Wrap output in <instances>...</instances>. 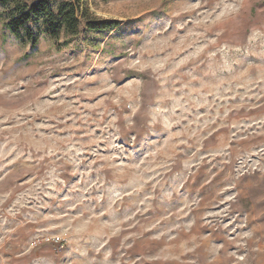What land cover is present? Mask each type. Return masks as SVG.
Returning a JSON list of instances; mask_svg holds the SVG:
<instances>
[{
	"label": "rangeland",
	"instance_id": "obj_1",
	"mask_svg": "<svg viewBox=\"0 0 264 264\" xmlns=\"http://www.w3.org/2000/svg\"><path fill=\"white\" fill-rule=\"evenodd\" d=\"M12 1L0 264H264V0H87L118 26L36 46Z\"/></svg>",
	"mask_w": 264,
	"mask_h": 264
},
{
	"label": "trees",
	"instance_id": "obj_2",
	"mask_svg": "<svg viewBox=\"0 0 264 264\" xmlns=\"http://www.w3.org/2000/svg\"><path fill=\"white\" fill-rule=\"evenodd\" d=\"M87 0H66L53 8L51 0L12 1L13 15L4 23L8 32L23 38L32 46L38 43V36L33 33L30 23L41 21L44 30L57 36L60 32L71 37L82 31L105 32L118 26V22L109 19L91 17ZM2 5L10 4V0H0Z\"/></svg>",
	"mask_w": 264,
	"mask_h": 264
}]
</instances>
